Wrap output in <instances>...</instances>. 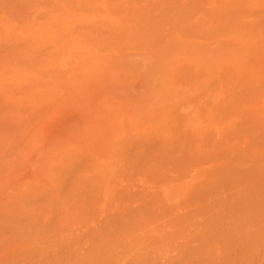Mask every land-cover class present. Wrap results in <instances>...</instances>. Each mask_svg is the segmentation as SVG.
<instances>
[{"label":"bare ground","instance_id":"bare-ground-1","mask_svg":"<svg viewBox=\"0 0 264 264\" xmlns=\"http://www.w3.org/2000/svg\"><path fill=\"white\" fill-rule=\"evenodd\" d=\"M41 1L46 0H0V83L9 77L21 76L23 69H29L34 75L41 74L38 75L40 78L44 77L46 72L48 76L49 68L46 71L43 69L44 63H47L44 60L47 54L42 51L44 47L42 50H36L38 39L32 41L29 37L33 31V22L39 17V5L44 4ZM47 2L45 4L48 5ZM53 2L67 7L71 12H93H81L85 14L82 22L77 21L75 24L76 20H71L70 26L66 28L62 25V28L65 32H72L77 38L73 41L70 39L74 53H71L72 56H78L79 53L75 54L74 49L76 42L80 41L90 45L95 58L91 57L88 63L90 57L87 55L88 59H85L88 61L84 66L79 63L83 60L74 62L69 52L68 55L63 54L61 61L59 60L61 68L66 70L61 71V75L53 73L55 65L49 72L55 77L59 75V80L62 74L65 77L79 76L75 77L77 80L73 82L74 85L79 86L89 81L93 85L92 90L107 85L108 91L112 95L116 94V99L120 101L116 105V117L125 118V127L121 134L112 133L108 137L109 141L113 139L110 142L113 147L111 152L103 145L92 149L95 160L97 157L92 166L108 169L109 165L105 164L111 156L117 172L115 171V178L110 186H102L100 179H97L96 184L92 183L93 187L97 185L98 189L91 188V180L84 177V166L90 167L86 163L87 155L77 154L80 153L79 146H66L54 139L48 143L44 139L46 135L37 143V136L34 135L37 134L38 126L35 124H38L40 119L32 124L31 128L22 127L26 107L11 101L5 105L7 97L4 94L10 90L8 87L14 89L16 85L3 84L8 86L6 89L0 87V105L4 107L0 110V125L12 127L0 132V264H102L106 262L101 249L103 244L107 246L108 242L114 246L115 241L111 240H116L117 237L121 239L117 233L114 235L115 239H111L110 235H104V238L105 233H102V230L109 232L112 226L119 223L123 225L124 222H128L126 224L130 227L127 234H124L125 230L120 232L125 235L124 238L136 231L139 235L150 236L147 239L145 236V244L154 246L152 249L144 248L145 252H137L135 248V257L130 254L131 258L144 259L135 263L130 258L131 262L130 255H127L128 262L125 260V264H264V119L251 109L261 95L260 107L264 112V59L260 56L251 57L252 59L249 57L257 51L260 52L261 46H264V6L253 12L249 9L247 0ZM108 11L116 16V24L103 20ZM22 14L24 17L20 18ZM3 19L8 20L3 22ZM22 20H25L24 24ZM8 21H20L23 26L10 27ZM224 35L231 46L222 49L218 46H203V42ZM247 36L254 39L246 40ZM192 40L200 45L197 46ZM56 41L54 43L58 44ZM186 41L187 45L198 48L195 55L198 67L196 72H191L182 64L178 65ZM43 44L45 45V42ZM50 47L44 50L45 53ZM40 50L43 55L38 56ZM53 50L55 51V48ZM2 51L7 54L2 56ZM83 52L80 57H83ZM60 53L61 51L56 54L60 56ZM49 54L54 55L53 51L48 52ZM56 56L53 58L58 59ZM219 59L223 62L217 64V67L228 65L230 68L209 73L208 68L214 67V62ZM49 61L48 63L52 62ZM189 71L191 74L201 72V77L213 79L212 83L209 82L213 90L228 86L231 88L230 91L226 88L220 98L215 100L208 97L205 101L209 104L205 107L212 108L217 122L224 121L223 128H219L215 133L206 131L205 135L198 138L190 130L182 129L180 121L185 117L167 109L170 104L167 101L172 99L167 85H175L185 77L189 79ZM116 72L121 74L118 80ZM63 79L61 81H64ZM39 81H36L38 84L34 82V85L39 86L42 79ZM61 81L58 85L63 87ZM31 83L33 85L32 81ZM44 83L49 84L45 78L40 85L43 84L44 87ZM29 85L23 86L27 89ZM23 86L21 88L25 90ZM21 88L17 91L14 89L12 94L18 93ZM30 90H25V94L30 93ZM202 90L205 94L210 93V90ZM21 91L20 93L23 92ZM57 91L56 94L59 92ZM51 95H54L53 92ZM51 95L47 94L48 97ZM88 95L86 97L84 94L82 101L72 99L68 94L64 103H68V100L73 103L80 102L78 115L85 128L90 126L109 129L114 119L109 120L101 111V99ZM40 96L44 99V95ZM40 107L39 111H47V108ZM43 113L42 118L44 115L48 116ZM159 117L166 122L163 121L150 129L138 127ZM177 117L182 120L178 121ZM183 127H188L187 122L183 123ZM77 135L78 133L75 134L74 141L79 143L81 138ZM58 148L59 150H56ZM19 154L22 159L19 157L18 164L23 168H17L11 175L7 174ZM78 157L83 160L86 158V162ZM46 161L50 164L54 162L51 169L49 168L51 175H47L48 185L42 183L46 179L43 170ZM89 161L91 162V158ZM82 162L86 164L83 166ZM68 174L72 183L69 182L71 185H67V188L62 182L67 179ZM11 178H22V181L17 182L10 190L4 189L2 183ZM64 183L68 181L65 180ZM61 189L69 191V194L66 193L65 196ZM56 192L57 195H64H61L58 205L57 199L52 202L58 209L54 208L55 204L53 207L48 202L49 197ZM50 200L53 201L51 198ZM75 207H78L77 211H81L80 215L86 213L82 224L77 220L82 225L80 228L84 231L83 238L85 235L89 240L84 241L88 244L85 245L86 248L77 251V254H70L69 251L76 249L68 248L70 245H77L78 249H82L78 247V244L83 242L82 238L78 241L77 236L71 238L74 237L73 233L59 232L57 228V235L54 233V238L53 235L49 237V229L46 233L45 227H51L54 217H57L51 216L54 211L59 210V216L63 212L60 210H74ZM45 217L49 219L50 223L46 220L49 225L44 223ZM51 217L54 218L52 221ZM117 219L126 221L118 223ZM55 225L54 227H57V224ZM61 226L63 228L65 224ZM67 226L66 224L64 229H67ZM123 226L118 228L127 229ZM51 231L50 229L49 233ZM114 231L112 230L113 234ZM161 233L165 234L162 240L164 245L158 246L161 243ZM133 238L136 237L133 236L131 240ZM138 241L134 239L135 244ZM116 242L123 244L119 240ZM119 243L117 245L120 246ZM141 245L143 244H140L139 250L142 249ZM109 248L111 247L107 250ZM99 251L104 260L102 255L97 253ZM116 257L112 264H120L116 263Z\"/></svg>","mask_w":264,"mask_h":264},{"label":"rangeland","instance_id":"rangeland-1","mask_svg":"<svg viewBox=\"0 0 264 264\" xmlns=\"http://www.w3.org/2000/svg\"><path fill=\"white\" fill-rule=\"evenodd\" d=\"M45 1V0H44ZM49 1H51V2H47V0L45 1V2H42V4L43 5H39V10H38V13L39 14H37V15H39V17L38 18H36V21L35 22H33V31H32V33H31V36L29 35V37L31 38V40L32 41H36L37 39H38V41H39V45H37V47H36V50H38L37 48H42V47H44V50L46 49V48H49L50 46V50L49 49H47V52L45 53V51L44 50H40L41 51V53H39V51H38V56L41 54V55H43V54H47L46 56L47 57H45L44 58V60L47 62V63H44V70L46 71L48 68L51 70V68L53 67V66H55L56 68H57V64H58V68L56 69L55 67V69L53 70V68H52V70L54 71L53 73H57V74H60L61 73V71H65L64 70V68H61V65L59 64V60L61 61V58L65 55V54H67V53H69L70 52V54L72 53L73 55H74V53H73V49L71 48V46H72V41L73 40H75V36H74V34L72 33V32H70V31H66L65 32V29L64 28H62V25L64 26V27H66L67 28V26H70V22H71V20H76V22H75V24L77 23V21H79V22H82V20H84V18H85V14L84 13H81V12H88V13H93L91 10H89V11H85V10H83V11H73V12H71L69 9H67V7H65V6H63V5H60V4H57V3H54L53 1L54 0H49ZM248 1V5H249V7H252L253 8V12H255V10L257 11V9L260 7V6H264V1H262V0H247ZM253 1H255V2H253ZM48 3V5L50 6V7H48V5L47 4H45V3ZM263 2V3H262ZM51 3V4H50ZM54 3V4H53ZM46 5V6H45ZM54 5V6H53ZM53 6V7H52ZM59 8V9H58ZM62 8V9H61ZM7 11V10H6ZM64 11V12H63ZM4 13H6V12H4ZM40 13H43V14H40ZM6 15V14H5ZM21 16H23L24 17V15L22 14V15H20V18H22ZM3 18V17H2ZM4 20V19H3ZM8 20V19H7ZM7 20L5 21H3V22H7ZM103 20H105L106 22H108V23H110V22H113L114 24H116V16H114L113 15V13L111 12H109L108 11V14H106V16L103 18ZM24 21L25 20H22V22H23V24H24ZM29 22V21H28ZM83 22H86V21H83ZM8 24H10V27H15V28H18L17 26H20V28H22V26H23V24L19 21V23H18V21H16V22H12V23H9V21H8ZM28 24V23H27ZM26 24V25H27ZM12 25V26H11ZM25 25V26H26ZM70 30H71V28H70ZM64 34H65V36H64ZM66 35H68V36H66ZM63 36V37H62ZM74 38V39H73ZM70 40V41H68V40ZM77 39V38H76ZM57 40V41H56ZM60 40V41H59ZM56 41V43H58V44H55L54 42ZM59 41V42H58ZM65 43H64V42ZM77 41H79V40H77ZM41 42H45V45L42 43L41 44ZM52 42H53V44H52ZM61 43V44H60ZM50 46H49V45ZM61 46H60V45ZM64 44V45H63ZM69 44V45H68ZM59 45V46H58ZM46 46H49V47H46ZM53 46V47H52ZM58 46V47H57ZM46 47V48H45ZM62 48V50L60 49H57V48ZM55 48V51H57L58 52V54H59V52L61 51V53H60V56L58 55V54H56L57 52H55L53 49ZM63 48L65 49V50H63ZM69 48V49H68ZM91 47H90V45H88L87 43H84V42H76V46H75V49H74V51H75V54H78V56L76 55V56H72V54H71V56H72V60L74 61V62H79L80 60H83V61H80L79 63L80 64H85L86 65V63H87V61H88V63L91 61V57H94L95 58V53L93 52V50H91L90 49ZM88 49H89V51H88ZM52 51H53V54L56 56V58H58V59H54L55 58V56L54 55H52V54H49L48 55V52L50 53H52ZM62 51H63V53H62ZM84 51V52H83ZM76 52H78V53H76ZM81 52H83L82 54H84L83 55V57H80V53ZM43 53V54H42ZM86 53V54H85ZM92 53H94V54H92ZM7 53L6 52H3L2 51V56H5ZM62 54V55H61ZM64 54V55H63ZM82 54H81V56H82ZM52 55V56H51ZM68 55V54H67ZM86 55V56H85ZM87 55H88V58H87ZM91 55V56H90ZM49 56H51L52 57V59H51V57H49ZM97 56V55H96ZM54 57V58H53ZM74 57H76V58H74ZM77 57H79V58H77ZM85 58H87L88 60L86 61V59ZM75 59V60H74ZM80 59V60H79ZM52 61L51 63H48V61ZM72 60H70V61H72ZM76 60H78V61H76ZM49 61V62H50ZM54 61V62H53ZM85 61V62H84ZM55 62H57V63H55ZM83 62V63H82ZM62 63V62H61ZM84 65V66H85ZM60 68V69H59ZM26 69H28V68H26ZM41 69V68H40ZM49 69H48V76L46 75V73H45V75H44V77H42L41 76V78H40V76H38V75H41V74H32L31 72H29L28 70H25V69H23L22 70V74H21V76H18V77H13V78H11V77H9L7 80H5V81H2V83H0V87H1V89H6V87L8 86H3V84H8V83H10V84H14V86L16 85V87H13V85L11 86V87H13L14 89H16V91H17V89L20 87L21 88V86H23V85H29L30 83H31V81L33 82V85H29L30 87H27V89H26V87L25 86H23V87H25V90L27 91L28 90V88H29V90H30V88H31V90H30V93H26L25 94V90L23 89L22 90V88H21V90L24 92H22L20 89H19V91H18V93L16 92V93H13L12 94V92L11 91H13L14 89H11L10 87H8V89H10V90H7V93H5L4 94V96L6 95V103H4L5 105L7 104V102L8 101H11L13 104H16V105H20V104H22V106L21 107H26V110H24V112H26L25 114H24V117H23V119H22V127H28V128H31V126H33L32 124H34V123H37V120H39L40 119V121H39V123L38 124H35V125H37L38 127H36V129H38L37 130V134H35L34 136H37L36 138L37 139H35L36 141H37V143H39V142H41V140H43V136L44 135H46V137L44 138L45 139V141L46 142H48L49 143V141H51V139H54V140H58V142H59V144H64V145H66V146H73V147H76V146H79V148H80V153H77L78 155L79 154H83V155H87V158H88V161L86 162L85 160H86V158H85V160H83L81 157H78V158H81L84 162H86L87 164H89L90 165V167L89 166H86L85 164H84V162H82V165L84 166V172H86L85 173V176H84V174H83V176L85 177V178H87L88 180H91L90 181V183H91V185L92 186H90L91 188H93V189H95L94 187H96L97 189H98V187H97V185L96 186H94L93 187V183L92 182H94L95 184L97 183V179H100L99 181V183L103 186L104 184H106L107 186H110L112 183H113V181H114V178H115V173L117 172V170H116V165L114 164V162H113V160L111 159V156H110V159L108 160V162L105 164V166L106 165H109V167H108V169H99V167H96L95 165H94V167L92 166V162L93 161H96L97 160V157H96V160H95V158H94V155H93V151H92V149H94L95 147H97V146H101V145H103V146H105V148H108L109 150V152H111V150H113V147H112V145L110 144V142L113 140H111V141H109V139H108V137L109 136H111L112 135V133L115 135H118V134H121L122 132H123V127H125L124 126V124H125V122H124V117H121V116H117L116 117V105L118 104V102H117V100H116V94H114V95H112L109 91H108V87H107V85H105V87H104V85H101L102 87L101 88H96V89H93L92 90V86L93 85H91V83L88 81V82H86V83H84V84H82V85H79V86H75L74 85V81H76L77 79L75 78V77H77V78H79V76H74V77H72L73 75H69V76H66L65 77V75L64 74H62V77L64 78H62V77H60V80H59V78L57 77V76H59V75H57L56 77H55V75H53L52 74V72L50 71L49 72ZM61 69H63V70H61ZM226 68H222V71H226L225 70ZM55 70H57L56 72H55ZM60 70V71H59ZM58 71H59V73H58ZM28 73H30L29 75H28ZM78 73V70H77V72L75 73V75ZM199 73H201V72H198V73H194V74H191V73H189L188 75H190L191 74V76H189V79H186V77L184 78V80H182L181 81V84H186V87H191L192 85H193V83L194 82H197V83H201V82H203V83H206V84H204V85H202V87L204 88V89H207V90H209V85H208V82L207 81H205V77H201V76H199ZM52 74V75H51ZM61 75V74H60ZM188 75H187V78H188ZM197 75V76H196ZM46 76V77H45ZM71 76V77H70ZM233 76V75H232ZM49 77H52V78H49ZM121 77V74L119 73V72H116V80H118L119 78ZM191 77V78H190ZM199 77H201V78H199ZM264 77V76H263ZM40 78V79H39ZM44 78H45V80H46V82L47 83H49V84H46L45 85V83H44V87H43V84H42V86L40 85V83H43L44 82ZM65 81H61L62 79ZM70 78V79H69ZM71 78H74V79H71ZM41 79H42V81H41ZM67 79H68V81H67ZM193 79H195V80H193ZM202 79H204V80H202ZM41 82H40V81ZM186 80V81H185ZM207 80V79H206ZM36 81H39L40 83H39V86L38 85H34V82H36ZM49 81V82H48ZM59 81H61L62 82V85H63V87H61V85H58L59 84ZM70 81V82H69ZM72 81V82H71ZM61 82H60V84H61ZM64 82V83H63ZM27 83H29V84H27ZM10 84H9V86H10ZM35 84H38L37 82L35 83ZM55 85V86H54ZM59 86V88H58V86ZM19 86V87H18ZM41 86V87H40ZM63 88V89H62ZM226 88H228V90L230 91V87L228 86V87H226ZM226 88H222V89H220V90H218L217 92V97L218 98H220L221 96H222V94H224L226 91ZM190 90H192V88H189ZM261 89H262V86H261ZM59 92H58V91ZM66 90V91H65ZM227 90V91H228ZM9 91V92H8ZM15 91V90H14ZM20 91L22 92V93H20ZM50 93H49V92ZM56 91L58 92V94H56ZM61 91H64V92H61ZM193 91V90H192ZM11 92V93H10ZM44 92V93H43ZM47 92V93H46ZM52 92H53V94L54 95H51L52 94ZM91 94V95H88L89 93ZM200 92H201V94H200ZM198 91V93L197 92H189L188 93V96H189V99L187 98L186 99V103H188V104H191L192 106H193V103H194V105H195V108H196V110H195V113L198 115V114H200L201 115V117H204L205 115H208L209 113H210V109H211V111H212V108L210 107V109H207L206 107H205V105H209L207 102H205L207 99H208V97H209V94H205V92L202 90V91ZM204 92V93H203ZM41 95H44V99H43V96L41 97L40 96V94ZM43 93V94H42ZM36 94V96L34 97V95ZM47 94L48 95H51V96H47ZM68 94H70V96H71V98L72 99H76V100H82L83 101V99H82V96L85 94V96L87 97V95L88 96H90L91 98L94 96V97H98L99 99H101V104L103 105L102 106V109H101V111L102 112H104L106 115L105 116H107L108 117V119L109 120H113L114 121V123H113V125L109 128V129H105V128H94V127H90V126H88V127H86L85 128V124L79 119L80 117H79V104H80V102H78V101H74V103L73 102H71L70 100H68V103H64V102H66V99H68ZM196 94H197V98H196ZM58 95V96H57ZM263 95V94H262ZM54 96V97H53ZM55 96H57L56 98H55ZM113 96H115V97H113ZM206 98V99H205ZM56 99V100H55ZM70 99V98H69ZM95 99V98H94ZM259 99H261V95H260V98H258V102L256 101H254L253 103H254V106L253 107H251V109L253 110V113H255L257 116H259L260 118H262V119H264V112L261 110V107H260V100ZM55 100V101H54ZM24 102V103H23ZM50 102V103H49ZM53 102V103H52ZM8 103H10V102H8ZM35 103V104H34ZM46 103H47V105H46ZM52 103V104H51ZM62 103H64L63 105H62ZM175 103L176 102H174V100H172L171 102H170V105L168 106V108L167 109H172V111H174V112H176V114H180V116H182V117H184V112L185 111H188V109H185V108H183V112H181L180 110H181V106H180V108L179 107H177V106H175ZM207 103V104H206ZM62 105V106H61ZM27 106H28V108L29 109H27ZM40 106H42V107H40ZM6 107V106H5ZM18 107V106H17ZM39 107L40 108H47V111H45L46 109H43L44 111H45V113L46 114H48V116L47 115H44L45 117H41L42 116V113H43V111L42 110H40L39 111ZM191 107V106H190ZM4 107L2 106L1 107V105H0V110L1 109H3ZM7 109V108H6ZM6 109H4V110H6ZM24 109V108H23ZM35 109H37L38 111H35ZM178 109V110H177ZM3 110V111H4ZM191 110H192V107H191ZM251 110V111H252ZM29 111V112H28ZM33 112V114H30V113H32ZM35 112V113H34ZM42 112V113H41ZM201 112V113H200ZM29 113V114H28ZM45 113H43V114H45ZM182 114V115H181ZM42 119V120H41ZM178 121H180V120H182V118L180 119V118H176ZM162 120V118H155L154 120H150L149 122L150 123H145V124H143V125H141V126H138V127H140V128H145V129H150V128H152L153 126H155V125H158L159 123L161 124V121ZM174 122H175V119H174ZM181 122V125H182V129H184V130H191V129H186L185 127H183V123H184V120H182V121H180ZM34 125V126H35ZM137 125H139V124H137ZM12 126H5V125H0V132L2 131V130H4L5 128H11ZM35 129V128H34ZM36 131V130H35ZM34 132V131H33ZM72 132H74L73 134H74V136H72ZM80 132V133H79ZM218 132V131H217ZM76 133H78V135L77 136H80L79 138H81V140H80V142L78 143H76L75 141H74V137H75V134ZM81 136H83V138L81 137ZM120 136V135H119ZM76 144H80V145H76ZM56 150H59V148L58 149H56ZM89 155V156H88ZM16 157L17 158H15L16 160L14 161V165L12 166V169L7 173V174H9V175H11L12 173H14L16 170H17V168H23V166H21V165H19L18 164V161H19V157H21L20 156V154L19 155H16ZM85 157V156H84ZM91 158V162L89 161V159ZM21 159H22V157H21ZM52 164H54V162L52 163L51 162V164L50 163H48V161H46L45 163H44V165H43V170H44V172L46 173V179H45V181L44 182H42V183H45V185H48L47 183H46V181H47V178L49 177V176H47V175H51L50 174V169H51V165ZM81 165V167L83 168V166ZM88 167V168H90V169H86V168ZM50 168V169H49ZM116 171V172H115ZM73 175V174H72ZM68 176H69V174H68ZM66 177L67 179H65V180H67L68 181V183H64V181L62 182L63 184H64V186H65V184H66V187L68 188V186L67 185H71V181H72V178H70V176H71V173H70V176L69 177ZM74 176V175H73ZM73 176H71V177H73ZM23 177V176H22ZM63 177H65V176H63ZM23 178H27L26 176H24ZM74 178V177H73ZM68 179H71V180H68ZM117 180V179H116ZM19 181H22V178L21 179H15V178H11L10 180L9 179H7V180H5V182L4 183H2V185H3V188L4 189H7V190H10V189H12L13 187H14V185H16L17 184V182H19ZM69 182H71V183H69ZM62 183H61V186H63L62 185ZM116 184H117V181H116ZM64 186H63V188H64ZM116 188H117V185H116ZM65 190H67L66 188H65ZM62 191V189H61V191L62 192H65V193H63V194H65V196H67L66 195V193H68L69 191ZM60 193V192H59ZM63 194H59V195H57V192L56 193H54L53 195H51V197H49V200H48V198H47V200H48V202H49V205H51L52 204V206L54 207L55 205L52 203V202H55L54 200H58V202L56 201V203H57V205L59 204V201H60V199L62 198L61 197V195L64 197V195ZM69 194V193H68ZM60 197V198H59ZM50 198L53 200V201H51L50 200ZM40 201H41V199H40ZM42 201L44 202L45 200H43V198H42ZM51 203V204H50ZM46 204H48L47 202H46ZM57 205L54 207L55 209L57 208L58 209V207H57ZM47 206V205H46ZM62 208V207H61ZM77 208L78 207H75L74 208V210L73 209H70V210H68V211H66L64 208V210H60V211H63L61 214H59V216H58V212H59V210H56V211H54V214L53 213H51V214H53V215H51L52 217L53 216H57V217H54V218H50L51 219V221L53 220V226L51 225V227L49 228L48 226H46L45 228H46V233H47V229H49V232H50V229L52 230L51 231V233H47V235L49 236V237H52V236H50V235H53V238H54V233H56V235H57V233H58V231L60 232V231H64V232H67L68 234H72L73 233V235H74V237L72 236L71 238H75V236H77L76 238L78 239V241H81V240H79V238L81 239L82 238V240H83V242L81 241V244L79 245L78 244V247L80 248V247H82V249H78L77 248V245H74V246H72V245H70L68 248H76V249H78V250H76V249H72V251L70 252L69 251V253L71 254L72 252H76V254H77V251H79V250H83L84 248H86L85 247V245L87 246L88 244H85L84 243V241H88L89 239L88 238H86L85 237V235H84V238H83V234L82 233H84V231H81V224H82V222H83V217H85V215H86V213H84V215L82 216V214L80 215V210L78 209V211H77ZM60 209V208H59ZM72 211V212H71ZM70 212V213H69ZM79 212V213H78ZM60 213V212H59ZM76 213V214H75ZM78 213V214H77ZM73 214V215H72ZM68 215H70V217L68 216ZM75 215H77V216H75ZM71 216H73V217H71ZM82 216V217H81ZM78 217V218H77ZM57 218V219H56ZM74 218H75V220H74ZM81 218V219H80ZM45 220H44V223L46 224V220H47V223H50L49 222V219H47V217H45L44 218ZM67 219V220H66ZM73 219V220H72ZM81 221V224H80V222L78 221ZM69 220H72V221H69ZM55 221V222H54ZM77 221V222H76ZM116 221H118V223L119 222H122L123 223V221H126L125 219L124 220H122L121 221V219L120 220H116ZM57 222V223H56ZM43 223V224H44ZM57 224V227H54V225L55 224ZM72 223V224H71ZM126 223H128V222H124V226L121 224V223H119L118 225H114V226H112L108 231L109 232H106L107 230V228H105V230L106 231H104V229L102 230V233L104 232L105 234H103V237L105 238V236L104 235H108L107 237H109V235L110 236H112L111 237V239H115V237H114V235H116V233L118 234L117 236H119L121 239H117L116 238V240L118 241H121L123 244L121 245L119 242H116V240H111L110 238H108L109 240L108 241H115L114 242V246H113V243H111V245H109L110 243H108L107 242V244L109 245H107L108 247H111V248H109V250H107V246H105L104 244H103V248H101L100 246V248L103 250V255L106 257L105 258V261L106 262H103L104 264H112L113 262H114V258L116 257V263H119L120 262V264H122L123 262H124V264H125V260L128 258V256L127 255H132L133 257H135V254H133L134 252L136 253V251L137 252H145V251H143L144 250V248H145V250H147L146 248H153L154 246H152L150 243L149 244H145L146 242V239L148 238V237H150V236H147V235H139V234H137L136 233V231H132L130 234H128L125 238H124V236L125 235H122V233H120L121 231L123 232L124 230V234L126 233H128L127 231L128 230H130V229H128V228H130V227H128V225L126 224ZM65 224V226H63V228H62V226L61 225H64ZM66 224L68 225L67 226V229L65 228L64 229V227H66ZM121 224V225H120ZM126 224V225H125ZM46 225H49V224H46ZM59 225H60V227H59ZM70 225H72V226H70ZM56 226V225H55ZM70 226V227H69ZM118 226H120V227H122L123 226V228H127V229H123V230H121V228L119 227L118 228ZM125 226H127V227H125ZM52 227H54V228H52ZM44 228V229H45ZM58 229V231H57V229ZM70 228H72V229H70ZM76 228V229H75ZM62 229V230H61ZM79 229V230H78ZM73 232H72V231ZM112 230H115L114 231V234H113V232H112ZM99 231H101V230H99ZM98 231V232H99ZM119 231V232H118ZM98 232H96V233H98ZM130 232V231H129ZM133 232H135V233H133ZM79 233V234H78ZM101 233V232H100ZM78 234V235H77ZM95 234V233H94ZM99 234V233H98ZM133 234H135V235H133ZM145 234H146V232H145ZM162 234V233H161ZM56 235H55V237H56ZM82 235V236H81ZM97 235V234H96ZM102 235V234H101ZM122 237H121V236ZM81 236V237H80ZM98 236V235H97ZM99 236H100V234H99ZM134 236V237H136V238H133V240H131V238ZM145 236H147L146 237V239H145ZM163 236V237H162ZM170 236V235H169ZM131 237V238H130ZM159 237L161 238V243L158 245V246H163L164 244H163V242L164 241H162L164 238H165V234H162V235H159ZM129 238V239H128ZM138 238V239H137ZM141 238V239H140ZM95 239V238H94ZM96 239H97V237H96ZM101 239H102V237H101ZM124 239V240H123ZM125 239H126V242H125ZM134 239L136 240V241H138L139 239H140V241H138L137 242V244H135L136 242H134ZM98 240V239H97ZM99 240H100V237H99ZM105 240V239H104ZM107 240V239H106ZM144 240V241H143ZM75 241V240H74ZM77 241V240H76ZM110 241V242H111ZM126 243L125 245H124V242ZM131 241V242H130ZM143 241V242H142ZM159 241V240H158ZM84 243V244H83ZM117 243H119L120 244V246L119 245H117ZM140 244H143V246L141 245V247H142V249H140L139 250V247H140ZM115 245H117V247L115 246ZM138 245V246H137ZM102 246V245H101ZM105 246V247H104ZM146 246V247H145ZM114 247H116V248H114ZM135 248L137 249L136 251H134L135 250ZM111 249V250H110ZM133 249V250H132ZM150 249V250H151ZM68 250H70V249H68ZM74 250V251H73ZM116 250H118L117 251V253H116ZM129 250H131V251H129ZM149 250V249H148ZM127 252V254H126V252ZM134 251V252H133ZM65 252H67V251H64V253ZM132 252V253H131ZM147 252V251H146ZM97 253H100V256L102 255L101 254V251H99V252H97ZM125 254V255H124ZM140 254H144V253H140ZM103 255H102V257H103ZM123 256V257H119V256ZM129 256V260L131 261V259H132V261H135V263H137V261L139 262V260H142V259H144V258H139L138 259V257H136L137 259H135L134 258V260H133V258H131L132 256ZM119 258H120V260H119ZM122 258V259H121ZM131 258V259H130ZM102 260H104V257H103V259ZM128 260V259H127ZM126 260V261H127ZM131 261V262H132ZM128 262V261H127ZM126 262V263H127ZM102 263V264H103ZM128 264V263H127ZM130 264V263H129ZM133 264H134V262H133Z\"/></svg>","mask_w":264,"mask_h":264},{"label":"crops","instance_id":"crops-1","mask_svg":"<svg viewBox=\"0 0 264 264\" xmlns=\"http://www.w3.org/2000/svg\"><path fill=\"white\" fill-rule=\"evenodd\" d=\"M251 8V9H250ZM250 10L254 11L252 7H249ZM250 36H247V38H245L246 40H251L252 38ZM218 39V40H217ZM254 39V38H253ZM252 39V40H253ZM191 40V39H190ZM194 40H192L191 42H193ZM195 43V42H193ZM185 47L183 46V49L184 50L183 52H181V55H180V60L178 61V65L182 64L183 66H185L188 70H191L196 72V69H198L197 67V63L195 61V55H196V52L198 51V48L197 46L200 45V43H195L197 44V46H190V45H187V41L185 42ZM212 44V45H211ZM264 45V44H263ZM203 46H208V47H215V46H218L219 48H225V47H229L231 46V43L228 41V38L227 36H223V37H220V38H214V39H211L209 40L208 42H203ZM261 51L260 52H255V54H251L249 57L250 59H252L251 57H255V56H260L262 57V59H264V46H261ZM221 61L220 59L215 63V66L214 67H209L208 69H210L208 72L209 73H215L216 70H219L220 72H222V68H226L228 69V65L225 66V67H217L216 65L217 64H220ZM264 63V62H263ZM188 66V67H187ZM230 68V67H229ZM202 70V69H201ZM190 73V71H189ZM199 76H200V73H199ZM204 80V79H202ZM205 81L208 82V85H209V82L212 83V81H214L213 79H210V80H206L205 78ZM215 83V82H214ZM206 83H197V82H194L193 85L189 88H192V90H190L188 87H186V84H181V82L179 83H176L175 85H167V91L168 93H171L172 95V99L167 101V103H170L172 100H174L175 103V106L179 107L181 106V112H183V108L185 109H188V111H185L184 112V122L186 123L187 122V128L186 129H191V133L195 134L196 137H201L203 135H205L206 131L212 133V132H217L220 129L223 128V123L224 121H221V122H217V119L216 117L214 118V112L211 111L210 109V113L208 115H205L204 117H201L200 114H196L195 113V105L193 103V106L191 104H188L186 103V99L188 98L189 99V96H188V93L189 92H197L198 91H202V85H204ZM209 90H210V93H209V99H215L217 98V89H214L213 90V86H209ZM196 98H197V94H196ZM117 100V99H116ZM117 102L119 103L120 101L117 100ZM170 105V104H169ZM192 107V110H191V107ZM213 114V115H212ZM177 118H180V117H177ZM163 119V118H162ZM168 120V119H167ZM223 120V119H222ZM163 123V121L166 122V120H161ZM223 122V123H222ZM222 123V125L219 127V125ZM197 128V129H196ZM204 139V138H202Z\"/></svg>","mask_w":264,"mask_h":264}]
</instances>
